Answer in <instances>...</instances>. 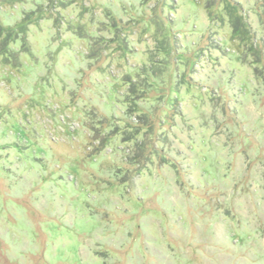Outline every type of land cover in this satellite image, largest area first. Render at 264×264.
<instances>
[{
    "label": "clouds",
    "instance_id": "clouds-1",
    "mask_svg": "<svg viewBox=\"0 0 264 264\" xmlns=\"http://www.w3.org/2000/svg\"><path fill=\"white\" fill-rule=\"evenodd\" d=\"M0 264H264V0H0Z\"/></svg>",
    "mask_w": 264,
    "mask_h": 264
}]
</instances>
